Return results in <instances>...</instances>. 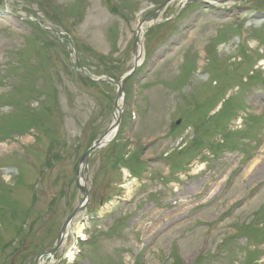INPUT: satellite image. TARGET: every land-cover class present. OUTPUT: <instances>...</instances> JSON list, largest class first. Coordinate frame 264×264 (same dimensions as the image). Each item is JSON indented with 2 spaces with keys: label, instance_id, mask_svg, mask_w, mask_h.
<instances>
[{
  "label": "rangeland",
  "instance_id": "rangeland-1",
  "mask_svg": "<svg viewBox=\"0 0 264 264\" xmlns=\"http://www.w3.org/2000/svg\"><path fill=\"white\" fill-rule=\"evenodd\" d=\"M165 1L0 0V264H34L81 203L143 20L86 209L39 264H264V0L147 20Z\"/></svg>",
  "mask_w": 264,
  "mask_h": 264
},
{
  "label": "water",
  "instance_id": "water-1",
  "mask_svg": "<svg viewBox=\"0 0 264 264\" xmlns=\"http://www.w3.org/2000/svg\"><path fill=\"white\" fill-rule=\"evenodd\" d=\"M172 0H168L165 3H163L158 10L155 12V14H153V16L150 19H154L158 16V14L161 12V10L163 8H165ZM185 1H205V2H209V1H213V2H218V3H223V2H236V1H242V0H185ZM142 23H140L137 27V34H136V38H135V44H134V53H135V62H134V67L132 68V70L130 72H128L126 75L123 76V78L120 80V82L116 83L117 85V95H116V99H115V103H114V110H118V116L116 117L115 122L113 123L112 127L99 139H97L93 145L86 151V153L84 154V156L81 159L80 162V166L78 169V177H77V184L78 187L80 188V190L83 192L84 196L83 199L81 201V203L73 210V212L68 216V218L66 219V221L64 222L61 231H60V235L58 237V240L56 242V244L51 247L48 248L46 250H44L36 259L35 264H38V261L43 257V256H54L55 252L60 248V246L62 245L65 236L67 235V230L71 225L72 220L74 219V217L82 210L85 209L86 204L88 203L89 199H90V192L89 189L87 187V166H88V160L90 155L97 149L103 147L104 145H106L109 141H110V136L108 137V135L112 132H114L117 127L119 126L120 123V118H121V114L124 108V103H123V108L119 107V102L120 100H122L124 102V87L126 82L128 81V79L138 70L140 62H141V58H142V54H143V44H142V37H143V31H142ZM115 83V82H113Z\"/></svg>",
  "mask_w": 264,
  "mask_h": 264
},
{
  "label": "bare ground",
  "instance_id": "bare-ground-1",
  "mask_svg": "<svg viewBox=\"0 0 264 264\" xmlns=\"http://www.w3.org/2000/svg\"><path fill=\"white\" fill-rule=\"evenodd\" d=\"M111 135L113 136V134L110 133V134L108 135V137H109V136L111 137Z\"/></svg>",
  "mask_w": 264,
  "mask_h": 264
}]
</instances>
